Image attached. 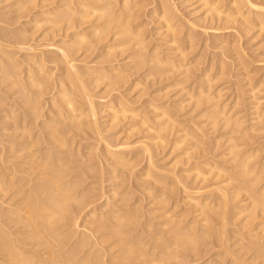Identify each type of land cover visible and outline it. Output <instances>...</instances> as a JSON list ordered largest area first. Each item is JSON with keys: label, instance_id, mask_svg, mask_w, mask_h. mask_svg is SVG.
<instances>
[{"label": "bare ground", "instance_id": "bare-ground-1", "mask_svg": "<svg viewBox=\"0 0 264 264\" xmlns=\"http://www.w3.org/2000/svg\"><path fill=\"white\" fill-rule=\"evenodd\" d=\"M30 1L34 3L33 0H29V2ZM37 1H39V0H37ZM42 1H43V3H46L45 6H47L46 1H48L50 4L52 3L53 5L55 3V6H57L53 11L56 13L54 16L56 18V20L53 21L52 26L54 27L57 25L56 26L57 30L54 28V30H56L57 32L54 34L60 35L62 33L60 31H63L64 36L67 37L68 40H71L72 42L71 43L68 42V44L66 45V43L63 41L65 44L62 47H61V45L63 43H60V42H59V44L57 43L58 45H55L56 43H54L52 45V46L55 45L54 47H56V49H57L56 51L61 53L60 55H62V57H59L58 55L57 56L60 59H62V62H61V60H59L57 58L56 55H55V58H53V59L52 58H50V60H48L49 58L45 59L46 61L44 60L43 56L42 57L38 56V58L40 57L41 59L38 60L36 58V60H38V61H35L34 63H38L37 66H39V68L36 67V69H35L34 64H32L30 62V64H28V65H31L34 68L33 70H36V71L33 72V70L32 71L28 70L25 67V69L27 71H25L24 74L26 76H24L25 78L23 77L24 79L23 78L20 79L18 74L15 73L16 67H18V65L14 62L13 63L10 62L11 59L14 57L13 55L16 52H14V54H11L10 52H13L16 49H18V51H27L28 50V54H30L33 51H31L29 53V50H31L30 48H33L34 45L32 47L31 46L28 47L27 44L24 43L26 41L28 42V40L25 39L26 40L25 41L24 38L21 37L23 35V33H21V31H18V32L21 33L22 35L21 34L19 35V33L16 34L17 36H20V38L18 37L19 39H17L15 42L7 44V46L3 47L2 46L3 41H2V39L0 40V43H2V44H0V66L2 63L6 62L8 60H9L8 61L9 64H11L7 67H3V69H2L3 80L8 81L7 83L10 82V89H15L18 87L19 93H16L17 95L21 94L20 96L27 97L28 95L30 96V94H33V97L30 99L31 101L29 102V104L26 102L28 104V105H26V106H28L27 109L24 110L23 105H25V104H22L21 107L19 106V109H23V111L20 110L21 112H19L18 107L14 108L13 106H10L11 104L10 105L7 104V105H9L8 110H7L8 113L7 114L5 113L6 115L3 114V115H5L3 118L4 122H6L8 119V122H10V123L6 128H4V127L1 128V131L3 130V132L5 131L8 133L7 138H9V139L8 140L4 139L5 141L3 143L6 142V146L1 145V147H0V264H106V262L101 260V257L103 256V253L106 252L108 254V252H110V251L111 252L114 251L113 254H115V256H113V258H112L113 259L112 261H114L113 262L114 264L115 263H117V264H167V263L170 264V262L172 264L173 263L179 264V262H181V258H182V256H180L181 250H182V253L183 252L185 253V251L195 252L197 243L200 241H203V240L205 242V240H207V238H210V237L212 238V235H216L214 237L215 239L219 238L218 243H220V244L224 243V242L226 243V241L223 242L222 238H224V239L226 238V240H227L229 237H231L230 236L231 234L229 233L230 235H226L227 234V230H226L227 228L225 227L226 225H224V224H227L229 222V221H227V223H226L225 216L227 214L226 213L227 211L225 212V210L227 208V206H226L227 200H229L227 197H229V194H230V193L227 194L225 192L226 191L225 189H227L226 187L229 185V182L232 183L235 179H239V181L241 180V183H243L245 181V179L248 180L247 178H251L252 177L251 175L254 174L253 173L254 170L252 168H250L251 166L250 167L247 166L248 161H250V159H251L250 156L248 155L249 156L248 157L246 154H243L244 157H242V155H241V157H240V155L238 156L235 153H239V151H240L239 149H241L240 146L238 147L235 144L234 145L230 144V143H233L232 139L235 138V137H233V138L231 137V136H235L234 132H231L232 133L231 135L228 133L230 138L227 137V140L224 139L226 141L224 142L225 144H223V145L230 144V145L224 147V148H226V150L221 149L224 152L226 151L225 152L226 154H224L223 151L220 152L221 154L223 153L222 154L223 157L227 159L226 160L222 157L223 161L224 160L227 161V162L224 161V163H227L230 165L231 169H230L229 165L227 167L231 170V172L230 171L228 172L229 169H227V167H226V169H222L223 167L220 168V166H215L217 161L214 162L213 159H212V161L215 164L212 162L214 165H212V164L210 165L208 162H210L211 157H210L209 161H207V162H203V163H202V161L200 162V163H202L201 166H203V167H200V169H203L204 167H209L208 169L205 168V169H207V171L205 170L204 172H202L204 169L201 171L198 168V166L200 164L199 162H198L199 164L197 167L195 165L194 169L192 168L194 175H195V177H193V178L200 179V181L198 182V186H199V183H200V185L202 183V186L204 184H206L205 178H207V180H209L208 178L210 177V175L212 173H213L212 178L210 177L211 178L210 180H213V181L216 180V183H217V179L222 178L221 179L222 181L218 182L217 183L218 186H216V188H215L216 194L220 193V195H219L220 198L218 197L217 200L216 199H214V201L212 200L213 205L210 206L208 204L209 205L208 207H206V202H204L201 205H203V208H205V209L202 208L201 210H198L199 215H204V218L199 219L200 220L199 222H201L199 224H200V226H202V229H203L199 234H198V231L196 232L195 228L192 226L196 222H198V220L194 221V224H193L191 219H190L191 222L188 224V226L186 224V228L183 230H180L178 227H179V225H181L182 221H180L179 217L174 216L176 214H174V215L170 214L171 211H169L170 213L165 212V209H164V213L161 211L162 212V214H161L159 211L160 208H157L159 211L158 215L160 216V214H161L162 217L165 218V219H163L161 216L159 217L160 219L163 220L162 224L160 222V224L162 226L160 228L161 230L158 231L159 229L156 228L157 229L156 231L158 233H156V231H155V233H152L155 230V229L153 230V227H155V226L157 227V225H155V223H154L155 226L153 225L152 229H150L151 228L150 226L148 227V225H146L147 226L146 229H148V231L144 229V230H142L143 232H141V231L140 232L141 233H144V231H145V233L148 232V235L146 234V236H143V234H142V236H140L141 235V233H140V234H138L139 235L138 238H135L137 236L132 235L134 230L133 231H132V229L130 230L129 227L135 226L134 222L138 221L135 219H138V218H136L137 216H134V215H137V214H135L133 212H132L133 214L131 212H127L129 210L124 212L125 211L124 206H122V207H124L123 208L124 211L122 213H120L119 211L118 212L113 211L112 209L109 212L107 209L106 211H108L109 213L105 212V214H102V215L100 214L99 215L100 217L97 216L98 220H95L96 222L99 220H103L104 222L101 226L98 227L97 226L98 222H97V224H96L97 228L95 227L96 229L95 230L93 229L94 230L93 232H91V230H90V233L88 232L89 234H85L87 231L84 232V234L80 233V234H78L79 237L77 236L73 241H71V239H70V238H72L73 235L71 237L68 236V235H70V231H67L68 230L67 228H66V231L69 232V233H67L68 235H64L66 233V231L61 230L62 232H65L64 234L59 232L63 226H65V225L68 226V224L70 223L69 218H71V217H69V215H68L69 214L68 210L70 209L71 205H72V207L73 206L76 207V209L74 208L76 211L75 213H78V214H81L82 211H84L85 209H87V207H89V206H87V204L84 203V202H86V200L84 198H82L83 195L82 196L77 195L78 197H76V195L72 193V190H73L72 185H69V184L64 182L67 179V176L63 173L64 172L66 173L67 171L70 170L69 169L70 167L68 165L72 164L73 161H74L73 163H76L75 161L78 160V159H76V157H74L75 155L72 156V155L66 153L68 151V149L71 148V145H69L70 141L66 142L67 140H65V137L67 135H69L68 133L72 132L73 128H74V130H76L75 127L80 124L79 120L81 118H79L77 116L78 114L77 115L75 114V113L80 112V111H78L81 107L80 103L82 102L84 105V103L86 101L89 104V107H88L89 110H87V111H89L90 116L93 117L96 114L95 109L97 107L96 104L98 102H95V100H93L94 95L92 97V95L90 94L93 92V91L90 92V90H92V88H90V87H92L93 85H94L93 87H96L95 85H97V86L100 85V87H101V83L104 82V84H105L104 90H108V91L110 90V92H108V95H109V93H111V90L117 89L121 85L124 87V85H126L125 83H128V81H129V83H128L129 86L127 85L128 86L127 90L130 91V93L132 91H133L132 93H134V90L136 92V90L141 89L140 91L138 90L139 93L136 96L142 94L143 90L145 89V87H144L145 84L147 82H149L150 79L156 80V82L160 83V85L162 83L165 84L164 88H162L160 92L158 91L159 93L156 92L157 94H159V96H160V94H162L164 92L168 93V92L172 91L173 89L175 90V88L178 87L177 88L178 92L175 90L177 92L176 93L177 96L183 95L182 98L185 97L184 98L185 101L182 100V102H180V106H179L180 110H181V106L184 105V103H185L186 107L191 105V109L188 113H190V112L193 113L196 111L195 112L196 113V116H195L196 120L193 121V124H192L193 130H192L191 134L187 132L188 130L185 131L186 130L185 128L181 129V128L177 127L179 125L175 126L174 124L178 123V122H174L173 121L174 119H171V117L168 116V113H167L165 108H164L165 109L164 110L162 107H159L157 105H153L152 101L154 102V100L151 97H150L151 102L145 107V108H147L148 112L151 113L150 117L148 116L150 114H148V115L143 114L145 112V110H143L144 111L142 113L143 116H141L142 114L136 113L134 110L130 109L131 108L130 106H129L130 108L126 107L125 102L123 101L124 97H122V96H125L124 92H123L124 95L122 94L120 96V94H121L120 92L118 94V96H120L123 100L121 101V100H119V98H116L118 100H115V102H114L115 104L112 105L114 108L112 106H108L107 111H109L110 116H111V118H109L110 119L109 122H111V124L114 123V125H115V123H117L119 121L122 123L123 120H125L126 118H127V120H129V118H130V120L132 119L133 121L137 120L136 122L132 123V126H131L132 128L128 129V131H130V132L138 131L139 132V130H138L139 127L140 128L142 127L141 128L143 130L142 133H146V132L149 134L153 133L152 140L155 141L156 143L158 142L157 143L159 145L158 149H160V145H163V144L167 143V141H168V140L167 141L165 140V143H164L165 137L164 138L162 137L163 134H164V136L166 135V136H174V138L176 137L177 139L174 141V143L172 142L173 147L171 149H174V150L177 149L178 150V149H180V147L182 149L183 145L184 146L186 145L187 147L185 148V150L182 153L183 157H185V158L186 157L189 158L190 153L194 152V150H196L197 148L200 147L199 146L200 141H193V143H192V140L194 139V137H196V134L197 135L200 134L199 137L204 138L207 133H209V134L213 133L214 134V132L217 131V128L221 129V131L226 130V128L229 127L228 125L231 124V122H230L231 119H228V117H226L228 114L227 115L225 114L226 116L224 115L223 109L225 106H222V104L221 105L218 104L217 101L219 100L220 97L217 96V97H219V98H217V97H214L215 95L214 96L212 94L210 95V93H209L210 88H211L209 86L210 82L206 81L204 86L202 84L203 88L199 87L197 89V91L195 90L196 93L195 92L193 93L190 90L187 91L186 88H184L183 83L185 84L186 81H187V83H189V80L186 79V81H185V78L189 75L188 74V70L190 69L189 67H192L191 65L193 64L192 63L193 60L191 62L189 59H186L187 50H189L191 47H187L186 49H183L182 47H180V45L179 46L177 45L176 39L179 38V37L176 38V36L179 35L178 34L179 32L177 30L178 25H176V23L173 22V17H172L173 12H172V6H171L172 2L170 3L169 0H156L157 2L155 3V7H154L153 12H152L153 19H155L154 21L160 25V33L159 34L164 37L163 45L165 47H167V49H168V53L165 54V56L164 55L160 56V53H157V48H154V46H153V48L152 47L149 48V50L146 49V48H148V46H147L148 44L145 41V39L142 38V34L144 31L142 32L141 27H139V26L135 27L134 24L132 25V23H134V20H136L135 17L138 16L137 15V16L133 17L132 16L133 13L135 11H138L137 8H141L139 5H137L140 2L136 3V0H135V2H134V0H119V2L117 0L114 3H111L110 0H74V1L70 0V1H72V4L77 6V7L76 8L70 7L69 10H67L68 7H67V5L65 6V3H64L63 7L59 6V3L63 4V2L64 1L66 2L67 0H62L63 2L60 0H57V1L56 0H41L40 2L42 3ZM210 1H212V3ZM210 1L209 0H198L197 1V2H201L200 7L203 10L202 17H203V19H207L209 21H219V18L221 16V11L217 8L218 3L213 2L214 0H210ZM240 1H242V0H232V6L236 8L238 4H241V3H239ZM242 2L243 3L245 2L246 7L249 11H258L259 12V10L263 11V9H264L263 7L261 9V7L249 2L248 0H245ZM41 3H40V5H41ZM29 4H31V3H29ZM50 4H49V6H50ZM52 4H51V6H52ZM35 5H37V2ZM15 6L17 8V5H15ZM75 6H73V7H75ZM19 7H20V5H19ZM24 7L27 8L26 6H23V8ZM41 7H43V5L40 6V8ZM114 8H116V9H114ZM28 11L29 10H27V13H28ZM235 11L236 12H234V14H235V16H237L236 18L240 17V19H242L241 23L246 24L247 19L244 20L245 17H243V15L245 13L243 12L244 13L243 14L241 12V10L237 9V8L235 9ZM52 14H54V13H52ZM74 14L76 15V18H79V21L72 19L73 16H75ZM38 15H39V13H38ZM44 16H46V15H44ZM50 16H51V14H50ZM77 16H79V17H77ZM21 17L22 16L20 15V19H21ZM57 17H58V19H57ZM225 18L228 19L229 15H227V16L225 15V17L223 19L224 23L226 24V21H228V20L225 21ZM255 20L259 21V18H256ZM43 21L47 22L46 20H42V22ZM36 22H37V20H35V19L30 20L27 23L25 22V24H26L25 26L32 28ZM42 22H41V24H42ZM155 22H153V23H155ZM87 23H90L91 25L89 24L90 26H88ZM262 23H263L262 21L259 23V27L261 25L263 26ZM81 25L82 26L84 25V27H82V29L78 30V28ZM255 25H256V23H255ZM35 26H36V24H35ZM58 26H61V27L59 28ZM88 27H89V29H88ZM58 28L60 31L58 30ZM51 29H52V27L50 28V30ZM90 29H91V31L88 32V30H90ZM47 30L48 29H46V31ZM52 31L53 30H51V32ZM84 31H87V32H84ZM58 32H60V33H58ZM47 33H49V32H47ZM43 34H42V36H46V34H44V35ZM144 34H145V32H144ZM4 36H3V38H4ZM25 36H27V35H25ZM62 36L63 35L61 34V37ZM64 36L62 38H65ZM0 38H2V37H0ZM5 38H7V37H5ZM5 40H4V42H6ZM190 41H191V39H190ZM145 43L147 45H145ZM4 45H6V44H4ZM46 46H48V45L46 44ZM49 46H51V45H49ZM149 46H150V44H149ZM159 46H161V45H159ZM14 48H16V49H14ZM34 48H33V50L35 51V49H36V51H37V48H35V49ZM42 48H44V46ZM160 49H161V47H160ZM54 50H55V48H54ZM54 50H50V51H54ZM38 51H39V49H38ZM41 52H42V50L39 52L40 54H38V55H42L43 53L41 54ZM58 52H55V53L57 54ZM78 52H79L81 57H82V55H83V57H86L84 55H89V54L91 56V54L93 55L94 52H96L95 54L99 53L96 56V58L100 59L99 63L101 61L102 65L99 64L100 65L99 67H95L94 65L98 61L96 59V61H97L96 62L95 59H92L90 57L93 61H95V62H93L95 64L94 65L92 64L94 66V67L92 66V68H94V69H88L90 66L88 68L86 67L82 70L79 69L78 68L79 66L76 67L77 66L76 63L80 62L81 57L78 55L79 59L78 58H76V59H77V61L78 60L79 61L77 62V61H75V56L77 54L74 55L75 53H78ZM16 54H18V53H16ZM16 54H15L14 58H17ZM24 54L26 55L27 52L26 53L24 52ZM34 55H32L33 59L36 57V56L34 57ZM72 55L74 56V58L72 57ZM32 56H31V58H25V61H26V59L27 60L29 59L28 61H31ZM87 58H88V56L84 59L87 60ZM15 60H13V61H15ZM17 60H18V58H17ZM58 61H60V62H58ZM48 62L49 63L51 62L52 64L55 63L54 66L52 67V69H50L51 71H48V73H50L54 70H57V69L63 70V71L61 70V74L58 75V78L51 80L52 78H50V77H52V73L48 76L47 71L46 72L44 71L43 73L41 72L43 67L46 66L47 65L46 63H48ZM85 62H84V65H85ZM61 63L64 64L63 67H61L62 66ZM90 63H91V61H90ZM60 64H61V66H60ZM88 64H87V66H88ZM194 64H195V62H194ZM28 65H26V66L28 67ZM96 65H98V63ZM83 66H81V67H83ZM31 72L33 73L32 75H31ZM19 74H20V77H22L21 73H19ZM41 74H43V75H41ZM85 74L86 75L87 74H89V75L95 74L94 75L95 77L92 78V81L90 80L91 82L89 83V85L87 83H85V79L83 78L84 76H86ZM44 75L47 77H45ZM153 78H156V79H153ZM26 80H27V83H26ZM49 81L53 82L52 83L53 89L55 91L52 88H51V90L55 92L54 93L56 96V98L54 99L55 102L56 103L60 102V104H62V105H61V107L59 106L60 108H57V106H54V109L56 107L57 110H54L56 112V114L55 115L53 114L54 116H51V118L53 117L52 119L55 122L52 120L48 123V125L46 124V126H49V128H50V131L48 130L49 132H47V134L45 133L46 136L41 137V135H39L38 132L40 131V129L39 130L37 129L38 132L35 133L36 135L35 134L32 135L33 133H30V132H32L31 131L32 128H30V127L32 125H34L35 122H37L38 118H40L38 116H43V115H41V113H42L41 111L44 108L41 109V106L39 108L37 105L39 104L38 103L39 99L42 100V98H43V97L41 98V95L43 96L44 89L46 90L45 86L47 85L49 87L50 86L52 87V84ZM61 81H63V83ZM87 81H89V80H87ZM105 81H107V83ZM48 82L50 83L49 85H48ZM150 84H151V82H150ZM182 85H183L184 89H182V87H181ZM161 87H162V85H161ZM125 88H126V86L124 87V89ZM171 88H172V90H170ZM257 88L258 87H256V89ZM34 89H35V91H34ZM119 89L120 88H118L117 90H119ZM178 89H181V90H178ZM190 89L192 90V88H190ZM157 90H160V89H157ZM15 91H16V89H15ZM128 91H126V92H128ZM101 93H103V91ZM166 93L164 95H167ZM12 95L15 96V94H12ZM100 95H101V98H103L102 94H100ZM144 95L147 96V93ZM217 95H219V94L217 93ZM162 98H163V96H162ZM97 99H100V98L98 97ZM27 101H29V100H27ZM51 101H47V102H51ZM79 101H80V103H79ZM132 102L133 101L130 102L131 103L130 105H134V103L136 101L133 103ZM75 103L76 104L79 103L80 105L76 106ZM104 103H106V102H104ZM104 103H102V104H104ZM1 104L3 105V103H1ZM47 104H49V103H47ZM154 104H156V103L154 102ZM94 105L96 106L95 108H94ZM44 106H45V104H44ZM78 106H80V107H78ZM5 107H7V106H5ZM39 109H41V110H39ZM60 109H61V111H60ZM36 110H39L41 113L39 111H38V113H36ZM28 111H30V112L27 113ZM50 111H53V109H51ZM87 111L85 110L84 112H87ZM3 112H5V110ZM55 112H53V113H55ZM50 113H52V112H50ZM146 113H147V111H146ZM74 114L78 118L75 117ZM97 114H98V112H97ZM15 115H17V116L14 117ZM81 115L85 116V114L83 112L81 114L79 113V116H81ZM144 115H147L148 117L144 116ZM189 115H191V114H189ZM230 116H231V114H230ZM46 117H48V116H46ZM149 118H151V119H149ZM63 120H66L67 122L69 121L70 123L73 122L72 125L76 123L75 124L76 126L71 127V124H69V122H68L67 124L69 126H66L64 124L65 126L63 129L58 128L59 126H61L60 122L61 121L63 122ZM95 120H97V119H95ZM132 120H131V122H132ZM151 120H153V121H151ZM235 120L236 119H234V121H233V119H232L234 128H240V125L242 123L240 121H235ZM155 121H157V122L159 121L160 123L158 122L159 124L157 123V126H156ZM258 121L259 120H257V122ZM45 122L44 121L42 122V123H44V126H45ZM152 122H154V126H156V127L153 126ZM188 123H189V125H191V123L189 121H188ZM37 124H39V123H37ZM96 124H98V123H96ZM127 124H129V122ZM91 125H95V124H91ZM39 126L40 125H38L37 127L39 128ZM82 126H84L83 123H82ZM97 126L99 127V125H97ZM97 126L95 125V127H97ZM230 126H232V125H230ZM87 127L89 128V124H88V126H86V128ZM95 127L93 126V128H94L93 131L95 130ZM231 128H233V127H231ZM230 130H232V129H230ZM128 131H127V133H128ZM193 131H194V133H196L195 136H193L194 135ZM234 131L236 133L238 131V129H237V131L236 130H234ZM96 132H97V128H96ZM37 133H38V135H37ZM78 133H80V132H78ZM260 133H262V132H260ZM45 134L43 133V135H45ZM98 134H97V136H98ZM129 134H131V133H129ZM136 135H137V133H136ZM126 136H127V134H126ZM39 137H41L42 140H40ZM168 138H170V137H166V139H168ZM103 141H105V139ZM119 141H120V139H119ZM219 141H222V140L219 139ZM155 142H153V143H155ZM209 142H211V141H209ZM0 143H1V141H0ZM101 143H100V145H101ZM103 143H106V145L104 144L106 146V149L103 150L104 157L112 156L113 159L111 157H108V159L111 158L114 162H116V160L118 161L119 159L122 158V156H121L122 154L120 155L117 151L113 152V151L108 149V146H107L108 143L107 142H103ZM124 143H126V142H124ZM214 143L217 144L216 141ZM44 144L47 145V147ZM123 144H121V146L119 144L120 147L117 145L116 146L119 147L120 149H122V148H125V147H123L125 144L124 145ZM187 144H189V145H187ZM207 144H209V143H207ZM218 144H219V142H218ZM42 145H44L45 147H42ZM66 146L68 147V149H65ZM144 146L149 147V144L144 143ZM156 147H158V146H156ZM201 147H203V146H201ZM218 148H220V147H218ZM86 149H88V148H86ZM143 149H144V147H143ZM65 150H67V151L65 152ZM149 150H151V149H149ZM152 150H156L155 147H153ZM218 150L220 151V149H218ZM235 150L238 152H235ZM61 151L62 152L64 151V153H62ZM76 151L78 152L79 148ZM145 151H146V149H145ZM202 151H204V150H202ZM53 152H56V153L58 152L60 154L55 153L53 155ZM74 153H76V152H74ZM220 153H218L217 156H219ZM109 154H111V155H109ZM56 155H58V156H56ZM85 156H83V157H85ZM192 156H193V154H192ZM192 156H190V157H192ZM217 156H215V157L217 158ZM118 157H121V158H118ZM80 158H82V157L80 156L79 160H80ZM146 158H148V157H146ZM176 158H175V160H176ZM216 158H215V160H216ZM218 158H220V157H218ZM237 158H238V160H236ZM122 159H121V162H122ZM82 160L83 159H81L80 161H82ZM133 160H135V159H133ZM100 161H101V159H100ZM119 161L117 163H119ZM147 161H148V159H147ZM121 162H120V164L122 166L124 165L125 162H127L126 165H127L128 169L130 168V166H132V165H129V162H130L129 160L122 162L123 164ZM133 162H131V163L133 164ZM101 164L103 165L102 162H101ZM120 164H118L119 167H120ZM227 164H224V165H227ZM110 165H112V164H110ZM148 165H149V163H148ZM81 167L83 170V166H81ZM123 167H124L123 169H126V171L128 170L125 165ZM96 168H98L97 165H96ZM87 169H88V167H87ZM167 169H166V171H167ZM121 170H122V168H121ZM130 170H131V168H130ZM233 170H237V173H234L235 171H233ZM114 171L113 172L111 171L110 173H114ZM87 173H86V175H87ZM171 173L172 172H170V174ZM229 173H233L234 175H231ZM145 174H146L145 175L146 179L147 178L153 179V177H155L152 173L150 174L148 171ZM113 175H112V177H113ZM260 175L262 176V173ZM99 176H100V173H99ZM206 176H208V177H206ZM119 177H120V175L118 176V178ZM145 177H144V179H145ZM252 178L249 179V181H248L249 183H246V184H250L247 187H251V189L244 188V190L246 189V191L252 192V193L250 192L251 194H246L244 192V194L246 196L244 195L243 197H246V201H248V202H244V203H248V204H244L242 202L241 203H242V208H243V205H248L245 210L250 209V210H248L249 214L250 213H251V215L254 214V217H250V218L247 217L246 221L247 220L250 221L251 218L258 219L259 222L256 223V227H258L259 230L261 229L259 232L260 234L257 233V235H256V233L253 232V229L251 230V232L253 234L255 233L254 234V235H256V236H254L255 238L261 239V237L264 238V186L262 188L260 187L261 190L260 189L257 190L256 193H258V194H256L254 190L252 191V189H254V187H253L254 185H255V187L257 185L256 183L258 181H256L255 178L258 179V176H256V177L254 176V179H252ZM116 179H117V177H116ZM156 179H158V178L156 177ZM156 179H153L151 181H155V183H156V181L157 182L160 181L159 179H158L159 181ZM78 180H79V178H78ZM110 180H112V179H110ZM121 180H122V178H121ZM147 180H146V182H147ZM170 180H172V179H170ZM178 180L180 181V177ZM83 181H86V180H83ZM195 181H198V180H195ZM195 181H193V182H195ZM213 181H211V184H213L212 183ZM255 181H256V183H255ZM82 182H81V184H82ZM115 182H116V180H115ZM155 183H154V185H155ZM181 184H182V182H181ZM225 184H226V186H225ZM235 185H237V184H235ZM122 186H124V185H122ZM122 186H121V188H122ZM212 186L213 185H211V187ZM150 187H152V186H150ZM170 187H171V185H170ZM208 187H210V186H208ZM207 188H204V189H207ZM199 189H200L199 190L200 192H201V190L203 191V188H199ZM232 189H231V191H232ZM166 190H168V189H166ZM233 190H234V192L232 191L233 196H234L233 200H235L236 196H239L238 194H240V193H238V191L240 192L241 189H235V187H234ZM84 191H82V192H84ZM74 192H76V191H74ZM196 192H198V190ZM200 192H198V193H200ZM211 192L212 191L210 190V193ZM110 193H111V195H114V193H116V192L114 190V191H111ZM78 194H79V191H78ZM115 196L117 197V195H115ZM112 197L115 198L114 196H112ZM243 197L241 198V200L244 199ZM160 198H161V196H160ZM160 198L158 197V201L161 202L162 200H164L163 196L161 199ZM189 198L190 197H188L187 199H189ZM198 198H200V197H198ZM213 198H215V197H213ZM109 199H111V198H109ZM205 199L206 198H204V200ZM89 200H90V198H89ZM202 200L203 199H201V201ZM166 201H167L166 199H165V202L163 201L164 204L166 203ZM124 202H125V199H124ZM160 202H158V203H160ZM198 202H194V204H195L194 207L198 208L197 206H200V204ZM153 203H154V199H153ZM236 203L238 204L239 201ZM241 203H240V205H241ZM88 205H90V204L88 203ZM120 205H122V204H119V206ZM166 205H168V203ZM160 207H162V206H160ZM114 208H116V207H114ZM132 208H133V206H132ZM163 208H164V206H163ZM234 208H236V207H234ZM90 209L92 211V208H90ZM72 210H73V208H72ZM155 210L156 209L153 210L154 213H155ZM206 210L209 211L210 213L212 212L214 214L213 217H216L217 219L216 218L215 219L217 221H218V219L221 220L220 229H219V231H216V233H215V231L213 232V230H212L213 227L211 228L210 224L208 225V222H210V220H208L209 217H206V214H205L207 212ZM91 211H90V215H87V216L91 217V215L94 214ZM73 213H74V211H73ZM239 213H242V211H240ZM199 215H197V216L199 217ZM197 216H196V218H198ZM94 217L92 216V218H94ZM180 217L182 220V216H180ZM156 218H157V216H156ZM176 218H178V221L180 224L177 222ZM164 220H166V221H164ZM73 221L74 220L72 219V222ZM253 221H254V219H253ZM74 222L71 223L72 225L70 224L71 228H69V229L73 230V226L75 227ZM248 222H246L245 224H248ZM61 223H63V224L65 223V225H62V226L59 225ZM252 223H254V222H252ZM88 225L90 227V224H88ZM136 225H138V224H136ZM70 226H68V227H70ZM252 226H254V225H252ZM214 227L216 229L218 227V225H217V227L216 226H214ZM75 228H77V227H75ZM86 228H87V226H86ZM91 228H93V227H91ZM251 228H254V227H251ZM63 229H64V227H63ZM249 231H248V233H249ZM256 231H257V229H256ZM62 234L66 237L65 241H64V236H61ZM74 234H76V233H74ZM97 234H98V236H97ZM258 235H260V237ZM67 236H68V238L70 237L69 239L71 242L70 241L66 242L69 240V239L67 240ZM91 237L94 238V239L92 238V240L94 242L91 240L93 242V246L91 248H89L90 247L89 245L91 244L89 242V239H91ZM246 237H247V235H246ZM100 238L102 240H100V242H98V239H100ZM108 242L110 243L108 245L109 248L106 247V249H107V251H108V249H110V250L107 252L106 249L103 248L105 250V252H103L104 250L102 251L103 252L102 256H101V253H99L101 251L96 250V252H91L90 249H92L93 247L95 248L96 245H99L98 247L96 246L99 249L101 244L107 245ZM227 243H228V241H227ZM249 244H250V246L253 245L251 243H249ZM261 246L263 248V245H261ZM85 247H86V249L89 248L90 252L88 250L85 251ZM255 249L258 251V248H255ZM259 250H260V253L257 252V255H258V253H259V255H262L263 254L261 252L262 249L260 248ZM81 253H83V254L80 256ZM190 253H189V255H190ZM247 253H248V251H247ZM108 256H109V254H108ZM257 257H259V256H257ZM102 258H104V256ZM109 259L110 258H108V260ZM251 259H252V257H251ZM255 259H257V258H255ZM184 260H187V259L185 258ZM182 263H184V262L182 261ZM258 264H259V262H258Z\"/></svg>", "mask_w": 264, "mask_h": 264}, {"label": "rangeland", "instance_id": "rangeland-1", "mask_svg": "<svg viewBox=\"0 0 264 264\" xmlns=\"http://www.w3.org/2000/svg\"><path fill=\"white\" fill-rule=\"evenodd\" d=\"M33 1H34V3L31 2V1L29 2V0H23V1L22 0H20V1L19 0H0V33H1L0 37H2V38H0V40L2 39V41H3V44L2 43H0V44H2V46L4 47V46H7V44H9V43L15 42L17 39L20 38V36H17L16 34L19 33L18 31H21V33H23V35L21 33H19V35L21 34L22 35L21 37H23L24 40L25 39L28 40V42L26 40H25L26 42H24V41L23 42L25 44H27L28 47L29 46L32 47L34 45L33 48L34 47L37 48V51H36L35 48H34L35 51L33 50V48H30L31 50H29V53L31 51H33L30 54H28V50L27 51H18V49H16V48H14V49H16L15 51L10 52L11 54H14V52L18 53V54L15 53L17 55L16 57L18 58V60H17V58H14L15 57V54H14L13 55L14 57L12 59L13 60L16 59V60L13 61L11 59L10 62L11 63L14 62V63H16L18 65V67H16V72L15 73L18 74L20 79H22L24 76H26L24 74V72L27 71L26 69L31 70V71L34 69L31 65H28V64H30V62L32 64H34L35 69H36V67L39 68V66H37L38 63H34L35 61H38V60L41 59L40 57L38 58V56H41V57L43 56L44 60L47 59V58H49L48 60H50V58L53 59V58H55V55L56 56L58 55L59 57H62V55H60L61 53L56 51L57 49L54 46L58 45L59 42L63 43L61 45V47L64 46L65 43L67 45L68 42L69 43L72 42L71 40H68V38L64 36L63 31L59 30V28L61 26H58L59 27L58 30L60 32H62L61 34L65 38H62L63 36L61 37V34L60 35L59 34H57V35L54 34V33L57 32L56 31L57 30V28H56L57 25L54 26V27L52 26L53 21L56 20V18L54 17L56 13L53 12L54 9L57 7V6H55V3H54V5L51 3L52 4V6H51V4L48 1H46L47 2V6H45L46 3H43V1H42V3H43L42 4L40 2L41 0H39V1L33 0ZM35 1L37 2V5H35L36 4ZM60 1H62V0H60ZM72 1H74V0H72ZM72 1H70V0H67L66 2L62 1L63 4L59 3V2L58 3H59V6H61V7H63L64 3H65V6L67 5V7H68V9L67 8L66 9L69 10L70 7H72V8H76L77 7V6L72 4ZM115 1H117V0H110L111 3H114ZM197 1L198 0H169L170 3L172 2L171 6H172V12H173L172 13L173 22L176 23V25H178L177 26V28H178L177 30L179 32L178 33L179 35L176 34L177 35L176 38L177 37H179V38L176 39L177 45L178 46L180 45V47H182L183 49H186L187 47H191L189 50H187L186 59H189L191 62L193 60V62H192L193 64L191 65L193 68L189 67L190 68L188 70V74L189 75L188 74H187L188 76L186 75L189 79L185 76L186 77L185 81L187 79V80H189V83H187V81L186 82L184 81L185 84L183 83V85H184V88H186L187 91L190 90L191 92L194 93L195 90L197 91V89L199 87L203 88V86L205 85L206 81L210 82L209 86L211 88H210L209 93H210V95L211 94L213 96L215 95L214 97H217V96L220 97V98L217 97V98H219V100L217 102H218L219 105L222 104V106H225L224 109H223L224 110V115L228 114L227 116L226 115L225 116L228 117V119H231V121H230L231 124L228 125L229 127H227L226 130H222L221 131V129L217 128V131H215L214 134L213 133H210V134L207 133L204 138H200L199 137L200 134L197 135L193 131V134H194L193 136H195V134H196V137H194V139L192 140V143H193V141H200V145H199L200 147L197 148L196 150H194L195 153L194 152L190 153V155H189L190 159L188 157L185 158V157H183L182 153L185 150V148L187 147L186 145L185 146L183 145L182 149H181V147L178 150L177 149H175V150L171 149L173 147L174 141L177 139L176 137L174 138V136H166V135L164 136V134H163L162 137L163 138L165 137L164 138V143H165V140L166 141L168 140V141H167V143H165L163 145H160V149H158L159 148V145L157 144L158 142L156 143L155 141L152 140L153 133L152 134L150 133L151 135L149 133H147V132L146 133H142V131H143L141 129L142 127L140 128L139 126H138L139 127V129H138L139 132L138 131H136V132L132 131L133 132L132 133V132L128 131V129L132 128L131 127L132 123L136 122L137 120L133 121L131 119L132 120V122H131L130 118H129V120H127V118H126L125 120H123L122 123L119 121V122L115 123V125H114V123L111 124V122H109L110 121L109 118H111V116H110L109 111H107L108 110L107 109L108 106L114 105L115 104L114 103L115 100H118L116 98H119V100H121V101L123 100L120 96L124 92L125 96H122V97H124L123 101L125 102V106L126 107H128V108L131 107L130 109L134 110L136 113H139V114H142L144 112L143 110H145V112L143 114H147V115L150 114V115H148L150 117L151 113H149L147 108H145V107L151 102L150 101L151 98H153L154 102L156 103V104H154V102L152 101L153 105H157L159 107H162L163 109L165 108L167 113H168V116H170L171 119H174L173 120L174 122H178V123L174 124L175 126L179 125V126H177L178 128H181V129L185 128L186 130L185 129L184 130L185 131L188 130L187 132L191 134V132L193 130V126H192L193 121L196 120L195 119V116H196L195 112L196 111L193 112V113H191V112L188 113L190 111V109H191V105L186 107L185 103H184V105L181 106V110H180V107H179L180 106V102H182V100L185 101V99H184L185 97L182 98L183 95L182 96H179V95L177 96L176 93L178 92L177 91L178 87L175 88V90L177 92L174 89L172 90V88H171L170 90H172V91L169 90L170 91V92H168L169 94L164 92V93L160 94L161 97L157 93H159L161 91V89L164 88L165 84L162 83L161 84L162 87H161L160 83H158V82H156V80H152V79H150L149 82H147L145 84V86H144L145 89L143 90V92L141 94L142 96L141 95L136 96L141 89L140 90L138 89L139 91L136 90L137 93L135 92V90H134V93H132L133 91L130 93V91L127 90L128 86H129L128 85L129 81H128V83H125L126 84V85H124V87L126 86L125 89L121 85V86L118 87V88H120L119 90H117L118 88L114 89V90H111V93H109V95H108V92H110V90L109 91L108 90H104V85H105L104 82L101 83V87H100V85H98V86L95 85L96 87H93L94 86L93 85L92 87H90V88H92V90H90V92L93 91L90 94L92 95V97L94 95L93 100H95V102H98L97 104L95 103L97 107L94 105V108L96 107V109H95L96 110L95 111L96 112V114H95L96 117L95 116H93V117L90 116L89 111H87V110H89L88 109L89 104L85 100H84L85 101L84 105H83L82 102L80 103V101H79V103L81 105L79 103L78 104L75 103L76 106L80 105L82 107L81 108L80 106H78V107H80V109L78 111H80L79 112L80 114L83 112L85 114V116L84 115L83 116L82 115L79 116V113H75L76 115L78 114L77 116L79 118H81L79 120L80 121V124L78 125L79 127L75 125L76 123L72 125L73 122L70 123L68 121L69 124H71V127L72 126H74V127L76 126L75 127L76 130H74V128H73L74 131L72 130V132L68 133L69 135L66 136L67 138L65 137V140H67L66 142L70 141L69 145H71V148L69 147L70 149H68V147L66 146L65 149H68V151L65 150V152L67 151L66 153H68V154H70L72 156L75 155L74 157H76V159H78V160L75 161L77 164L73 163L74 162L73 161L72 164L68 165L70 167V168L68 167L70 170L67 171L66 173L65 172L63 173V174H65L67 176V179L64 182L69 184V185H72V189H73L72 193L75 194L76 197H78L79 195H81V196L83 195L82 198H84L86 200V202H84V203L87 204V206H89V207H87V209L82 211L81 214L75 213L76 212L75 211L76 207H74V206L72 207V205H71V207L73 208V210H72L71 207L68 210V213H69L68 215H69V217H71L75 221V222L74 221L73 222H74L75 227H77V228H75L73 226V230L69 229V228H71L70 224L73 223L71 218H69V222L70 223L68 222L69 223L68 226H70V227L66 226L65 223L64 224L63 223L59 224L61 226L65 225V226H63L65 230L62 227V229H60L59 232L64 234L65 232H62V231H66V228H67L68 229L67 231H70V235L67 234V233H69L67 231H66V233L64 235H68L70 237L73 235L72 238L69 237L71 239V241H73L78 236V234H80V233L84 234V232H86V231L87 232L85 234H89L90 230H91V232H93L97 228V226L98 227L101 226L104 221L103 220H99L100 222L97 221L98 222V224H97V222L95 220H98L97 218L100 217L99 216L100 214L101 215L105 214V212L109 213L111 209L113 211H117V212L119 211L120 213H122L124 211V209H125L124 212L129 210L127 212H131V213L133 212V213L137 214V215H134V216H137L136 218H138V219H135V220H138V221L134 222L135 226L133 225L135 228L131 227V226L129 227L130 230L131 229H132V231L134 230L133 234L132 233L131 234L133 236L134 235L137 236L135 238H138V236H139L138 234L143 232L142 230L145 229V230L148 231V229H146L147 228L146 225H148V227L150 226L151 227L150 229H152V227H153V225L155 223V225H157V227L154 225L155 227H153V230L154 229L155 230L152 233H155V231L157 229H159L158 231H160L161 230L160 228L162 227L161 224L163 223L162 222L163 220L160 219L159 217L160 216L162 217L161 214H162V212L164 213V209H165V212L170 213L169 211H171L170 214H172V215L176 214L174 216L180 218V221H182V223H181V225H179V227L177 226L180 230L185 229L186 228V224L188 226V224L191 221L194 224V221L198 220V222H196L192 226L195 228L196 232L198 231V234H199L203 230L202 226H200V224H199V223H201V222H199L200 221L199 219L200 218L201 219L204 218V215H199V211L198 210H201L203 208V205H201V204H203L204 202H206V207H208L209 205L210 206L213 205L212 200L214 201V199H216V200L218 199L220 193L216 194L215 188H216V186H218L217 183L222 181L221 180L222 178H219L220 180L217 179V183H216V180H214V181L210 180L212 178V174H213L212 173L210 175L211 178L210 177L208 178L209 180H207V178H205L206 179V182H205L206 184H204L202 186V183H201V185L199 183V186H200L199 187L198 186V182L200 181V179L193 178V177H195L193 169H194L195 165L197 167L198 164L201 161H202V163L209 161L210 157H211L210 162H208L210 165L211 164L214 165L215 164L214 162L217 161V163H216L217 165L215 164V166H220V168L223 167L222 169H226V167L229 164L224 163L225 160L223 161V158H224L223 155H222L223 153L221 154L220 152H222L223 150H226V148H224V147H226V146H228L230 144L231 145L235 144L238 147L240 146L241 149L238 148L240 150L239 153H235V154H237L238 156L240 155V157H241V155H242V157H244L243 154H246L247 156L249 155L250 158L252 159V160L250 159V161H248V164H247V166H249V167L251 166L250 168H252L254 170V172H253L254 174L251 175L253 178L252 177L251 178L254 179V176L255 177L258 176V179L260 180L259 181L258 179L255 178V180L258 181L257 183L255 181V183L258 186L256 185V187H255V185H254L253 186L254 189H252V191L254 190L255 193H256L257 190H259V189L261 190V188L264 186L263 185L264 184V129H263L264 128V13H263L264 9H263V11L259 10V12L258 11H249L247 9V7H246L245 2L244 3L242 2V1H245V0L240 1L239 3H241V4H238L236 8L240 9L242 13L243 12L245 13V14L243 13L244 14L243 17H245L244 20L247 19L246 20V24H245V23H241L242 19H240V17L236 18L237 16H235V14H234V12H236L235 11L236 8L232 6V0H214L213 2H217L218 3L217 4V8L221 11V16L219 18V21H209L207 19H203V17H202L203 10L200 7L201 2H197ZM248 1L253 3V4H255V5H258L259 7H261V9H262V7L264 8V0H248ZM39 2L41 3V5H40ZM118 2H119V0H118ZM134 2H135V0H134ZM137 2L141 3V4L140 3L137 4V5H139L141 7V8H137L138 11L140 9L141 10L139 12L138 11H135L134 13L132 12L133 13V15H132L133 17L138 15L137 16L138 18L135 17V19L136 20L138 19V20L137 21L134 20V23H132V25L134 24L135 27L136 26L141 27L142 32L143 31L145 32V34L143 32L142 38L145 39V41L148 44L147 45L145 43V45L148 46V48H146V49L149 50V48H151V47L153 48V46H154V48H157V53H160V56H162V55L165 56V54L168 53V49H167V47H165L163 45L164 37L159 34L160 33V25L154 21L155 19H153V16H152V12H153V9L155 7V3L157 1L156 0H136V3ZM210 2L212 3V1H210ZM29 3H31V4H29ZM49 4H50V6H49ZM15 5H17V8H16ZM19 5H20V7H19ZM39 5L40 6L43 5V7L40 8ZM72 5L75 6V7H73ZM23 6H26L28 9L25 8V7H24L25 8L24 9ZM26 9L29 10L28 13H27ZM114 9H116V8H114ZM38 13H39V15H38ZM49 13L51 14V16H50ZM52 13H54V14H52ZM19 14L22 16L21 19H20V15ZM44 15H46V16H44ZM225 15L226 16L229 15L228 19L225 18V21L228 20V21H226V24L224 23V20H223ZM77 17H79V16H77ZM256 18H259V21H256L255 20ZM34 19L37 20V22L35 23L36 26H35V24L33 25L32 28L25 26L26 25L25 22L27 23L28 21L34 20ZM57 19H58V17H57ZM72 19L79 21V18H76V15L73 16ZM42 20H46L47 22H45V21L42 22ZM261 21L263 22L262 23L263 26L261 25L262 27L261 26L259 27V23ZM41 22H42L43 25L41 24ZM153 22H155V23H153ZM255 23H256V25H255ZM87 24H88V26L91 25L90 23H87ZM84 25L83 26L81 25L80 26L81 28L79 27L78 30L82 29V27H84ZM51 27H52L51 30H53L52 32L50 30ZM54 28L56 30H54ZM46 29H48L49 31L48 30L46 31ZM88 29H89V27H88ZM89 31H91V29L88 30V32ZM47 32H49V33H47ZM60 32H58V33H60ZM84 32H87V31H84ZM43 33L44 34L47 33L48 35L46 34V36H42ZM2 35L3 36L5 35L4 38H3ZM25 35H27V36H25ZM28 36L29 37L31 36V37L29 38ZM5 37H7V38H5ZM190 39H191V41H190ZM4 40L7 43L4 42ZM54 43H56V44L54 46H52ZM4 44H6V45H4ZM46 44L48 46H46ZM149 44H150V46H149ZM49 45H51V46H49ZM159 45H161V46H159ZM43 46H44V48H42ZM160 47H161V49H160ZM54 48H55V50H54ZM38 49H39V51H38ZM41 50H42L41 54L43 53L44 55L43 54L42 55H38V54H40L39 52ZM50 50H54L55 52H58L59 54L58 53L56 54L54 51H50ZM24 52L25 53L27 52V54L25 55ZM33 53L34 54L36 53V54L34 55ZM95 53L96 52H94L93 55L91 54V56H90V54L89 55H84L86 57L88 56L87 60L84 59L86 57H83V55L81 57L79 52L75 53L74 55L77 54L75 56V61H77L76 58L79 59V56L81 57L80 58V62H78L79 60L77 61L78 63H76V65H77L76 67L79 66L78 68L82 70V69H84L86 67L88 68L90 66L91 68L89 67L88 69H94V68H92V66L95 64L93 62H95L96 59L98 61V62L96 61L98 63V65H96L97 64L96 63L94 66L95 67H99L100 65H102L101 61L99 63L100 59L96 58V56L99 53H97V54H95ZM30 55L31 56L34 55V57L36 56L34 58L35 60L33 59V56H32V60L33 61L31 59H30L31 61H28L29 59L28 60L26 59V61L28 62L27 63L25 61V58H31ZM58 56H57V58L59 60H61V62H62V59H60ZM72 57L74 58L73 55H72ZM90 57L92 59H95V61H93ZM36 58L38 60H36ZM8 61L2 63L1 64L2 67L0 66V70H1L0 71V79H1L0 80V82H1L0 83V138H1L0 139V141H1L0 147H1V145L2 146L3 145L6 146V142L5 143H3V142L5 140L9 139V138H7L8 133L5 132V131L3 132V130L1 131V128H3V127L6 128L9 125V123H10V122H8V119H7L6 122H4V119H3L4 116L8 113V111H7L8 110V106L11 104L10 106H13L14 108L18 107L19 112H21L20 110L23 111V109H19V106L21 107L22 104H25V105H23L24 106L23 108H24V110L27 109L28 106H26V105L29 104V102L31 101L30 99L33 97V94H30V96L28 95L27 97H22V96H20L21 94L17 95L16 93H19L18 87L15 88L16 91H15V89H10V82L7 83L8 81H4L3 80V78H2V69H3V67H7V66L11 65V64H9ZM85 61L86 62L88 61V62L86 63ZM90 61H91V63H90ZM58 62H60V61H58ZM84 62H85L86 66L84 65ZM194 62H195V64H194ZM46 64L47 65L44 66L43 69H42L43 71L41 70L42 73L44 71L45 72L47 71V73H48V71H51L50 69H52V67L54 66L55 63L52 64L51 62L50 63L48 62ZM61 64H60V66H61ZM87 64H88V66H87ZM26 65H28V67ZM63 66H64V64H62L61 67H63ZM81 66H83V67H81ZM25 67H26V69H25ZM61 70L60 69L54 70V71L48 73V76L52 73V77H50V78H52L51 80L56 79V78H58V75L61 74ZM34 71H36V70H33V72ZM19 73H21L22 77H20ZM32 74L33 73L31 72V75ZM41 75H43V74H41ZM91 75L92 74H90V75L87 74L86 76L83 77L85 79V83H87L88 85L92 81V78L95 77L94 76L95 74L92 75V76ZM45 77H47V76H45ZM153 79H156V78H153ZM87 80H89V81H87ZM49 82L51 84L53 83L52 81H49ZM49 82H48V85L50 84ZM61 82L63 83V81H61ZM105 82L107 83V81H105ZM150 82H151V84H150ZM26 83H27V80H26ZM202 84H203V86H202ZM183 85L181 86L182 89H184ZM45 87H46L47 91L44 89L43 96L41 95V98L42 97L43 98H42V100L39 99V102H38L39 104L37 105L39 108L41 106V109L42 108H44V109H42V111H41L42 113L39 111L41 109L36 110V113H38V111H39L41 113V115H43V116H38L36 114L41 119L38 118L37 122H35L34 125H32L30 127V128H32L31 129L32 132H30V133H33L32 135H34L36 132H38L37 129L38 130L40 129V131L38 133H39V135H41V137L46 136L47 132L50 131L49 126H46V124L48 125V123L53 120L52 119L53 117L51 118V116H54L56 114V112L54 110H57V108H60L61 105H62V104H60V102L56 103L55 100H54L56 98V96L54 94L55 90L53 89V84H52V87L51 86L49 87L47 85ZM256 87H258V88L256 89ZM51 88L54 91H52ZM190 88H192V90ZM157 89H160V90H157ZM178 90H181V89H178ZM34 91H35V89H34ZM102 91H103V93H101ZM126 91H128L129 93L126 92ZM98 92L100 94H102L103 98H101V95ZM119 92L121 93L120 96H118ZM146 93H147V96L144 95ZM165 93L167 95H164ZM217 93L219 95H217ZM12 94H15V96L12 95ZM97 96L100 99H97L98 98ZM162 96H163V98H162ZM27 100H29V101H27ZM47 101H51V102H47ZM131 101H133V102L136 101L137 103L136 102L135 103L137 105L135 103H134V105H130ZM104 102H106V103H104ZM1 103H3V105ZM47 103H49V104H47ZM102 103H104V104H102ZM7 104H9V105H7ZM44 104H45V106H44ZM5 106H7V107H5ZM54 106H57V108L55 107V109H54ZM3 109L5 110V112H3L4 111ZM51 109H53V111H50ZM85 110L87 112H84ZM60 111H61V109H60ZM146 111H147V113H146ZM29 112L30 111H28L27 113H29ZM50 112H52V113H50ZM53 112H55V113H53ZM97 112H98V114H97ZM3 114H5V115H3ZM143 114L141 116H143ZM189 114H191V115H189ZM230 114H231V116H230ZM17 115H15L14 117H16ZM76 115H75V117H77ZM147 115H144V116H147ZM46 116H48V117H46ZM95 119H97L98 121L95 120ZM149 119H151V118H149ZM232 119H233V121H234V119H236L235 121H240L242 123L240 125V128H234ZM257 120H259V121L257 122ZM43 121L44 122L46 121L45 122V126L47 128L44 126V123H42ZM151 121H153V120H151ZM188 121L191 123V125H189ZM63 122L62 121L60 122L61 126H59L58 128H60V129L62 128L63 129L65 125L69 126L67 124L68 122L66 120H63ZM128 122H129V124H127ZM158 122L155 121L156 126H157ZM37 123H39V124H37ZM82 123H83L84 126H82ZM96 123H98V124H96ZM88 124H89V128L88 127L86 128V126H88ZM91 124H95L96 126L99 125V127L98 126L95 127V125H91ZM152 124L154 126V122H152ZM36 125L37 126L40 125L39 128ZM230 125H232V126H230ZM93 126L95 127L94 131H93V129H94ZM156 126H154V127H156ZM231 127H233V128H231ZM96 128H97V132H96ZM230 129H232V130L234 129L236 131L238 129V131L235 133L234 130L232 131ZM127 131H128V133H127ZM78 132H80V133H78ZM231 132H234V134H235V136H231L232 138L235 137V138L232 139L233 143L223 145V144H225L224 142L227 140V137L230 138L229 134L231 135L232 134ZM260 132H262V133H260ZM38 133H37V135H38ZM43 133L44 134L46 133V134L43 135ZM96 133L97 134L99 133L98 136H97ZM129 133H131V134H129ZM136 133H137V135H136ZM126 134H127V136H126ZM41 137H39L40 140H42ZM166 137H170V138L166 139ZM104 139H105V141H103ZM119 139H120V141H119ZM219 139H221L222 141H219ZM224 139H226V140H224ZM102 141L108 143L107 146H108L109 150H111L113 152L117 151L120 155L122 154L121 156H122L123 159L121 157H118V158L122 159V162L129 160L130 161L129 165H132V166H130L131 170H130V168L129 169L127 168V165H126L127 162H125L124 165L126 166V168L128 170L126 171V169H123L124 165L122 166L120 164L121 159H119L120 161L118 160L119 163H117L118 162L117 160H116V162H114L112 160L113 159L112 156L104 157L103 150L106 149V146H105L106 143H103ZM209 141H211V142H209ZM215 141H216L217 144L214 143ZM124 142H126V143H124ZM153 142H155V143H153ZM218 142H219V144H218ZM100 143H101V145H100ZM144 143L149 144V147L148 146L145 147ZM207 143H209V144H207ZM119 144H120V146H121V144L124 145V146L122 145L123 147H125V148H122L124 151L119 148L120 147ZM44 145H42V147H45V146L47 147V145H45V146ZM116 145L119 146V147H117ZM187 145H189V144H187ZM76 146L79 148L78 152L76 151L78 149ZM152 146L155 147L156 150H152L153 149ZM156 146H158V147H156ZM201 146H203V147H201ZM143 147H144V149H143ZM218 147H220V148H218ZM86 148H88V149H86ZM148 148L151 149V150H149ZM145 149H146V151H145ZM218 149H220V151ZM221 149H223V150H221ZM202 150H204V151H202ZM74 152H76V153H74ZM225 152H224V154H226ZM235 152H238V151L235 150ZM55 153L56 152H53V155ZM62 153H64V151ZM218 153H220L219 156H217ZM56 154H60V153L57 152ZM192 154H193V156H192ZM79 155L82 157V158H80V160L81 159L84 160L85 158L86 159L84 161L83 160L80 161L79 160V157H80ZM109 155H111V154H109ZM214 155L217 156V158ZM56 156H58V155H56ZM83 156H85V157H83ZM190 156H192V157H190ZM108 157H111L112 159L111 158L108 159ZM146 157H148V158H146ZM218 157H220V158H218ZM175 158H176V160H175ZM215 158H216V160H215ZM100 159H101V161H100ZM133 159H135V160H133ZM147 159H148V161H147ZM212 159H213L214 162L212 161ZM224 159H226V158H224ZM236 160H238V158ZM146 161L149 163V165H148V163ZM101 162L103 163V165L101 164ZM131 162H133L134 165ZM225 162H227V161H225ZM202 163L199 164V166H198L199 169H200V167H203V166H201ZM110 164H112V165H110ZM118 164H120V167H119ZM224 164H227V165H224ZM96 165L98 166V168H96ZM81 166H83V170H82ZM87 167H88V169H87ZM229 167H230V165H229ZM121 168H122V170H121ZM205 168L208 169L209 167H204L203 168L204 170L203 169H200V170L201 171L203 170L202 172H204L205 170L207 171V169H205ZM166 169H167V171H166ZM227 169H229V168L227 167ZM230 169H231V167H230ZM230 169L228 170V172L229 171L231 172ZM110 170L112 172L115 170L116 172L114 171V173H110L111 172ZM147 171L150 174L152 173L155 176V177H153V179H156V177H157L160 181L158 179H156L159 182L156 181V183H155V181H151L153 179L147 178L149 180L148 181L146 179V177H145V175H146L145 173H147ZM233 171H235L234 173H237V170H233ZM170 172H172V173L170 174ZM86 173H87V175H86ZM99 173H100V176H99ZM261 173H262V176L260 175ZM111 174L112 175L114 174L113 177H112ZM118 174L120 175V177H119L120 179L118 178V176H119ZM229 174L234 175L233 173H229ZM116 177H117V179H116ZM144 177H145V179H144ZM179 177H180V181L178 180ZM206 177H208V176H206ZM78 178H79V180H78ZM121 178H122V180H121ZM251 178H247L248 180L245 179L246 182L244 181L245 182V183L243 182L244 184L241 183V180L239 181V179H235L234 180L235 182L233 181L232 183L229 182V185L227 184L228 185L226 187L227 189L224 188L226 190L225 192L227 194L230 193L229 197H227L229 200H227V203H226L227 208L225 210V212L227 211L226 212L227 214L225 216L226 223H227V221H229L230 223L228 222L227 224H224V225H226L225 227L227 228L226 229L227 230V234L226 235H230L231 234L230 235L231 237L228 238L229 240L228 239L226 240V238L225 239L222 238L223 242L226 241V243L224 242V243L220 244V243H218L219 242V240H218L219 238H217V239L214 238L216 235H212V238L209 236L210 238H207V240H205V242L203 240V241H200V242L197 243L196 249L197 250L199 249L198 251L196 249H195V252H191L190 251L192 253L191 254L188 251H185V253L184 252L182 253V250H181L180 256H182L183 259L181 258V262H179V264H218V263L219 264H256V263L258 264V262H259V264H264V251H263L264 250V241H263L264 238L261 237V239L260 238L257 239V238L254 237V236L257 235V233L260 234L259 232H260L261 229L259 230V228L256 227V223H258L259 221L256 218H251L250 221L249 220L246 221L247 217L248 218L254 217V214L253 215H251V213L249 214L248 210H250V209L245 210L248 205H243V208H242V203L248 202V201H246V197H243L245 195L244 192L246 194H251L252 193L251 191H250L251 193L249 191H246V189L244 190V188L251 189V187H247L250 184H246V183H249L248 181ZM110 179H112V180H110ZM170 179H172V180H170ZM83 180H86L87 182L83 181ZM115 180H116V182H115ZM146 180H147V182H146ZM195 180H198V181H195ZM193 181H195V182H193ZM211 181H213L212 182L213 184H211ZM81 182H82V184H81ZM181 182H182V184H181ZM154 183H155V185H154ZM234 183L237 184V185H235ZM122 185H124V186H122ZM170 185H171V187H170ZM211 185H213V186L211 187ZM121 186H122V188H121ZM150 186H152V187H150ZM208 186H210V187H208ZM225 186H226V184H225ZM234 187H235V189H241L240 192L238 191V193H240V194H238L239 196H236L235 200H233V198H234V196H233ZM199 188H203V191L201 190V192H200ZM204 188H207V189H204ZM166 189H168L169 191L166 190ZM196 189L200 193L196 192L197 191ZM231 189H232L233 192L231 191ZM114 190H115L116 193H114V195H111L110 192L114 191ZM210 190L212 191L211 193H210ZM74 191H76L77 193L74 192ZM78 191H79V194H78ZM82 191H84V192H82ZM256 194H258V193H256ZM115 195H117V197ZM112 196H114L115 198H113ZM160 196H161V198L163 196V199H164L161 202L158 201V197L160 198ZM108 197L111 198V199H109ZM188 197H190L189 198L190 200L187 199ZM198 197H200V198H198ZM213 197H215V198H213ZM242 197L244 199L241 200ZM89 198H90V200H89ZM123 198L125 199V202H124ZM204 198H206V199L204 200ZM153 199H154V203H153ZM165 199L167 201L164 204ZM201 199H203L204 201L203 200L201 201ZM238 201H239V203L237 204L236 202H238ZM158 202H160V203H158ZM194 202H198L200 204V206H197L198 208L194 207V205H195ZM88 203L90 205H88ZM167 203H168V205H166ZM240 203H241V205H240ZM119 204H122V205L119 206ZM244 204H248V203H244ZM122 206H124L125 208L122 207ZM132 206H133V208H132ZM160 206H162V207H160ZM163 206H164V208H163ZM114 207H116V208H114ZM234 207H236V208H234ZM90 208H92V211H91ZM157 208H160L159 209V211L161 213L160 216L158 215L159 211H158ZM107 209H108L109 212L106 211ZM154 209H156L155 210L156 214L153 211ZM203 209H205V208H203ZM89 210L94 213L93 215H91V217L87 216V215H90V211ZM73 211H74V213H73ZM240 211H242V213H239ZM75 214L76 215L78 214L77 215L78 217ZM205 214H206V217H209L208 220H210V222H208V225L210 224L211 228L212 227L214 228V229L212 228L213 232L215 231V233H216V231H219L221 220L218 219V221H217L216 220L217 218L213 217L214 214L212 212L210 213L209 211H207ZM179 215L182 216V220H181V217ZM197 215H199V217ZM92 216L93 217L95 216V217L92 218ZM156 216H157V218H156ZM196 216L198 218H196ZM163 219H165V218H163ZM176 219H177V222L179 223L178 218H176ZM190 219H191V221H190ZM253 219H254V221H253ZM164 221H166V220H164ZM251 221L254 222V223H252ZM160 222H161V224H160ZM246 222H248V224H245ZM88 224H90V227H89ZM96 224H97V226H96ZM136 224H138V225H136ZM217 225H218V227H217ZM252 225H254V226H252ZM86 226H87V228H86ZM214 226H216L217 228L215 229ZM91 227H93V228H91ZM251 227H254V228H251ZM252 229H253V232L256 233V235H254L255 233L253 234L251 232ZM256 229H257V231H256ZM248 231H249V233H248ZM74 233H76V234H74ZM156 233H158V232L156 231ZM63 234L61 236H64ZM142 234H143V236H146V234L148 235V232L145 233V231H144V233H141L140 236H142ZM246 235H247V237H246ZM68 236H67V240L69 239ZM97 236H98V234H97ZM258 236L260 237V235H258ZM65 238L66 237L64 236V241L66 240ZM92 238L93 237H91V239H89V242L92 244V245L91 244L89 245L90 246L89 248H91L93 246V242L94 241L92 240ZM70 239L68 241H66V242H69ZM100 240H102V239L101 238L98 239V242H100ZM227 241H228V243H227ZM249 243H251L253 245L250 246ZM109 244H110L109 242L107 243V245L106 244H104V245L101 244L99 249L97 248L99 245H96L97 247L95 246V248L93 247L90 250H91V252H96V250L97 251H101L99 253H101V256H102V253L105 252L104 249H106V247H108ZM261 245H263V248H262ZM259 247L262 249L261 250V252L263 253L262 255H259V253H260V250H259L260 248ZM89 248L86 249V247H85V251L88 250L90 252ZM255 248H258V251ZM109 250L110 249H108V251ZM106 251H107V249H106ZM247 251H248V253H247ZM257 252H259L258 255H257ZM105 253H103L104 258H102L103 257L102 256L101 260L106 262V264L107 263L108 264H114L113 263L114 261H112L113 260L112 259L113 256H115V254H113L114 251L108 252L109 256H108L107 253L106 254ZM189 253H190V255H189ZM82 254L83 253H81L80 256ZM257 256H259V257H257ZM107 257L110 258V259L108 260ZM251 257H252V259H251ZM185 258L187 260H184ZM255 258H257V259H255ZM182 261L184 263H182ZM115 264H117V263H115ZM170 264H172V263L170 262Z\"/></svg>", "mask_w": 264, "mask_h": 264}]
</instances>
